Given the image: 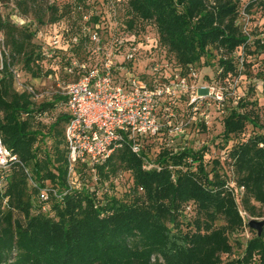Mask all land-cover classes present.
Wrapping results in <instances>:
<instances>
[{
    "label": "trees",
    "instance_id": "1",
    "mask_svg": "<svg viewBox=\"0 0 264 264\" xmlns=\"http://www.w3.org/2000/svg\"><path fill=\"white\" fill-rule=\"evenodd\" d=\"M125 1L131 16L128 26L154 23L158 44L174 57L176 68H196L202 59L216 57L222 71L214 78L206 76L207 81L238 76L242 51L247 70L259 64L254 77L263 83L264 92V37L250 42L239 21L255 9L264 18V0ZM57 10L50 7L49 22L38 15L34 30L0 14V36L9 55L0 73V136L17 157L0 169V264H264V228L261 235L249 228L254 235L242 255L232 257V238L249 227L243 213L259 217L257 204L264 207V122L257 99L241 98L223 117V138L231 146L210 169L204 150L175 149L164 133L146 138L163 141L154 160L144 145L140 155L129 147L118 149L103 164L78 167L84 182L94 181V191L69 190L70 115L64 99L54 94L36 100L18 92L11 72H22L26 84L32 85L53 60L66 56L63 66L74 58L88 63L75 54L90 40L85 32L73 35L78 42L70 50L53 58L42 54L38 32L47 23L61 21ZM91 20L98 23L97 17ZM52 111L56 119L46 133L39 126ZM248 126L259 131L244 138ZM147 162L153 165L150 169L144 168ZM119 171L133 177L130 195L123 199L97 188L99 183H113ZM45 185L52 193L43 210L38 191Z\"/></svg>",
    "mask_w": 264,
    "mask_h": 264
},
{
    "label": "built area",
    "instance_id": "2",
    "mask_svg": "<svg viewBox=\"0 0 264 264\" xmlns=\"http://www.w3.org/2000/svg\"><path fill=\"white\" fill-rule=\"evenodd\" d=\"M59 26V22L50 25V28L55 29V35L50 38L46 29L38 32L42 54L47 58L70 50L71 46L78 42L77 36L71 37L70 40L65 38L70 28L60 33L57 30ZM98 28L97 25L87 30L90 41L99 45L96 51L101 53L103 49ZM130 40L135 42L136 38ZM154 41L158 45L157 39ZM139 49L140 47L131 43L128 55L130 61L136 59ZM5 59H9L8 49L0 36V73L5 66ZM119 69L118 63L110 53L93 63L71 59L64 66V71L76 80L64 86L58 84L57 92L26 84L23 73L11 69L18 92H28L36 100L49 99L54 94L64 99L63 104L70 115L66 128L67 179L70 191L79 190L82 185L83 180L77 170L80 166L91 169L103 164L116 150L124 147H129L140 155L146 138L168 133L170 142H174L175 138L182 137L185 125L182 122H174L176 115L172 110L179 105L182 97L188 99L193 112H201L202 119L207 124L210 115L206 112L205 104L211 100L220 104L225 100L222 87L200 85L199 73L193 66L186 70H168V65L161 66L156 62L151 66L148 80L140 79L132 72H127L125 78H120ZM167 71H171V74H166ZM230 76L232 75H228L225 80ZM234 99L237 105L241 97L236 96ZM16 159L17 157L5 147L0 136V169L6 168ZM152 166V163L147 162L144 168L150 169ZM32 184L35 185L33 182ZM51 190L50 185L39 188L38 203L43 210H46V204L51 199ZM243 215L245 216V213Z\"/></svg>",
    "mask_w": 264,
    "mask_h": 264
},
{
    "label": "rangeland",
    "instance_id": "3",
    "mask_svg": "<svg viewBox=\"0 0 264 264\" xmlns=\"http://www.w3.org/2000/svg\"><path fill=\"white\" fill-rule=\"evenodd\" d=\"M18 1H20L19 4H22V7L19 6ZM51 6L57 8L58 13H62L63 15L57 30L61 33L70 28V32L65 36L68 40L74 37L73 35L79 36L84 32L89 35V31L85 30V27L93 28L97 25L99 26L98 31L101 37L103 52H97L96 50L99 45L88 39H86L75 52L78 58L87 60L88 63L95 62L98 58L100 61L107 53H110L120 67V78H125L127 72H132L137 77L144 80L149 79L153 63L158 62L161 66L168 65V70L176 68L174 65V57L159 44L156 45L154 41L157 39V29L154 23L137 20L138 22L133 29L128 26L127 22L131 19V16L128 14V6L125 0H2L0 1V14L4 19H9L19 26L26 23V25H30L31 29L34 30L39 27L38 15L44 18L45 21H50ZM24 10H26V12ZM25 13L27 15H25ZM92 17H97L98 23H94V20H91ZM239 21L244 30L250 34V42L255 41L256 37H264V18L261 16V11H258V9H255L252 15H243ZM49 24L51 23L46 24L47 27L45 31L48 32L47 35H49L48 37L50 38L55 35V29L50 28ZM134 38H136L135 42L130 40ZM131 43L140 47L136 59L133 61H130L128 58ZM239 53L240 56L237 60L239 75L230 76L226 80L222 79V76H219V78L213 82H209L207 81L208 79H205L206 76L214 78L217 74H220L216 57L202 59L199 66L196 67L199 73L200 85H215L217 87H222L224 91L225 100L222 103L219 104L217 101L211 100L210 103L208 101V103L205 104L206 112L210 115L208 124L202 119L201 112L192 111L186 97H182L179 105L172 108L176 115V117L173 118L174 122H182L185 125V133L182 137L175 138L174 142H170L169 136H167V142H170V146H173L175 149L180 147L182 149H194L195 151L204 150L205 162L208 163L209 169L214 165L215 159L224 158L228 147L231 146V141L226 143L223 138L222 120L231 107L236 105L234 97L240 96L244 98L247 96L253 100L257 99L261 107L260 118L264 122L263 83L254 77L259 64L255 63L247 70L244 65L247 56L244 55L242 51ZM65 57L62 61L60 59L51 61L48 63V68L44 66L40 72V76L31 80V83L37 88H45L49 89L51 92H57L58 84L64 86V84L70 81V78L65 75L63 69ZM249 59L254 62L256 61L253 56ZM52 66L58 68V70H52ZM120 74H123V76ZM166 74H171V71H167ZM201 110H204V108H201ZM56 115V112L52 111L47 117H42L43 120L40 126L35 125V127L39 126L47 133L48 126L55 121ZM257 131L259 130H254L252 126H248L243 137L246 138ZM145 140L147 141L145 144L143 143L144 151L152 161L156 158V155L163 146V141L161 139ZM166 146L168 145L166 144ZM87 174L89 173L87 172ZM78 175H80L79 172ZM132 183L133 177L129 172L119 171L118 175L113 178V183L110 181L106 184L99 183V187L97 188L99 191L108 189V194H113L123 199L130 195L128 192L133 186ZM95 187L94 181L90 183L83 181L79 190L91 189L94 191L96 189ZM30 189H32V187H30ZM36 205H38L37 202ZM257 206L262 216L251 217L245 214L246 223L249 224L251 220H255L256 222L264 221V207H260L259 204H257ZM249 228L250 227H248L245 232H241L239 235L232 238L235 248V253L232 257L241 256L246 241L254 235L253 232L249 231ZM251 230L258 234L257 230Z\"/></svg>",
    "mask_w": 264,
    "mask_h": 264
},
{
    "label": "water",
    "instance_id": "4",
    "mask_svg": "<svg viewBox=\"0 0 264 264\" xmlns=\"http://www.w3.org/2000/svg\"><path fill=\"white\" fill-rule=\"evenodd\" d=\"M249 227L251 229H255L258 231V234L261 235L264 227V221L263 222H256L255 220H251L249 222Z\"/></svg>",
    "mask_w": 264,
    "mask_h": 264
}]
</instances>
